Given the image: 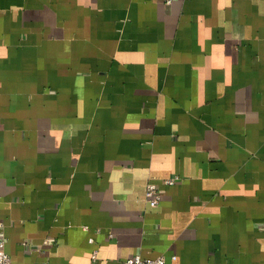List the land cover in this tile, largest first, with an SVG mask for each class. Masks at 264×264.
Listing matches in <instances>:
<instances>
[{
    "label": "crops",
    "instance_id": "obj_1",
    "mask_svg": "<svg viewBox=\"0 0 264 264\" xmlns=\"http://www.w3.org/2000/svg\"><path fill=\"white\" fill-rule=\"evenodd\" d=\"M0 237L264 264V0H0Z\"/></svg>",
    "mask_w": 264,
    "mask_h": 264
},
{
    "label": "built area",
    "instance_id": "obj_2",
    "mask_svg": "<svg viewBox=\"0 0 264 264\" xmlns=\"http://www.w3.org/2000/svg\"><path fill=\"white\" fill-rule=\"evenodd\" d=\"M178 175H171L163 179V183L172 184L178 180ZM143 198L150 206H154L159 200V190L155 183L147 182L143 190ZM95 250H92L91 257L94 258ZM173 257V256H172ZM0 264H11L7 253L4 250V239L0 237ZM119 264H167L162 255H156L154 257H141L138 254H134L129 257L123 258Z\"/></svg>",
    "mask_w": 264,
    "mask_h": 264
}]
</instances>
